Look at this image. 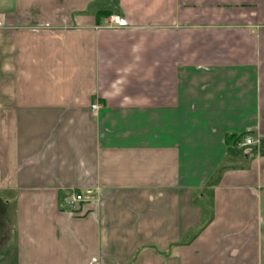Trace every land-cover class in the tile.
<instances>
[{"label": "crops", "instance_id": "crops-1", "mask_svg": "<svg viewBox=\"0 0 264 264\" xmlns=\"http://www.w3.org/2000/svg\"><path fill=\"white\" fill-rule=\"evenodd\" d=\"M0 264H264V0H0Z\"/></svg>", "mask_w": 264, "mask_h": 264}, {"label": "built area", "instance_id": "built-area-1", "mask_svg": "<svg viewBox=\"0 0 264 264\" xmlns=\"http://www.w3.org/2000/svg\"><path fill=\"white\" fill-rule=\"evenodd\" d=\"M116 21L118 22V18H116ZM99 108V104L97 102L93 103L92 109L97 110ZM242 144L245 145H255L257 143V140L254 135L248 133L245 135L243 140L241 141ZM240 142V143H241ZM66 203L68 204L71 209H77L79 207V204L84 200V196L81 193H78L76 191L69 192V195L65 198Z\"/></svg>", "mask_w": 264, "mask_h": 264}, {"label": "trees", "instance_id": "trees-1", "mask_svg": "<svg viewBox=\"0 0 264 264\" xmlns=\"http://www.w3.org/2000/svg\"><path fill=\"white\" fill-rule=\"evenodd\" d=\"M108 15H110V12H107ZM246 134L243 135H229L226 137V141H236V142H241L243 138L245 137Z\"/></svg>", "mask_w": 264, "mask_h": 264}]
</instances>
